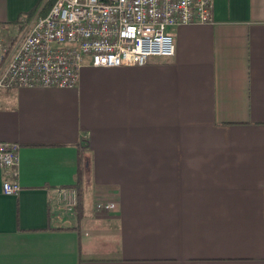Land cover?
Segmentation results:
<instances>
[{
	"label": "crops",
	"instance_id": "1",
	"mask_svg": "<svg viewBox=\"0 0 264 264\" xmlns=\"http://www.w3.org/2000/svg\"><path fill=\"white\" fill-rule=\"evenodd\" d=\"M42 1L0 0V25ZM212 2L171 58L0 91V264H264V0Z\"/></svg>",
	"mask_w": 264,
	"mask_h": 264
},
{
	"label": "built area",
	"instance_id": "2",
	"mask_svg": "<svg viewBox=\"0 0 264 264\" xmlns=\"http://www.w3.org/2000/svg\"><path fill=\"white\" fill-rule=\"evenodd\" d=\"M212 5V0H54L44 16L39 8L11 27L0 25V91L74 88L85 61L121 68L171 58V30L211 24ZM18 150L17 144L0 143L2 192L9 196L20 191ZM58 200L70 211L77 205V192L59 190ZM115 208L112 202L95 204L99 213Z\"/></svg>",
	"mask_w": 264,
	"mask_h": 264
},
{
	"label": "trees",
	"instance_id": "3",
	"mask_svg": "<svg viewBox=\"0 0 264 264\" xmlns=\"http://www.w3.org/2000/svg\"><path fill=\"white\" fill-rule=\"evenodd\" d=\"M43 1L41 2V4L43 3ZM44 2L45 3H44V5H42L41 10H40V15H42V16H44V15H46L48 13L49 9L51 8L52 4L54 3V0H46ZM39 6H38V8H35L33 12L28 13L25 16L27 18H30L31 16H33L35 14V12L39 9ZM77 198L79 199V191L78 190H77Z\"/></svg>",
	"mask_w": 264,
	"mask_h": 264
},
{
	"label": "rangeland",
	"instance_id": "4",
	"mask_svg": "<svg viewBox=\"0 0 264 264\" xmlns=\"http://www.w3.org/2000/svg\"><path fill=\"white\" fill-rule=\"evenodd\" d=\"M45 1V0H44ZM44 1H43V3L39 6V8H41L42 7V5L44 4Z\"/></svg>",
	"mask_w": 264,
	"mask_h": 264
}]
</instances>
